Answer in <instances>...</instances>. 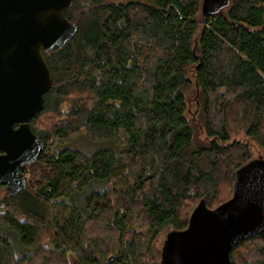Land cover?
Wrapping results in <instances>:
<instances>
[{
    "label": "trees",
    "instance_id": "trees-1",
    "mask_svg": "<svg viewBox=\"0 0 264 264\" xmlns=\"http://www.w3.org/2000/svg\"><path fill=\"white\" fill-rule=\"evenodd\" d=\"M201 6L73 0L78 31L44 51L53 83L30 122L44 150L26 189L0 185V264H163L157 237L177 243L200 202L228 200L237 170L264 160V0ZM81 136L108 145L87 153ZM231 264H264V232Z\"/></svg>",
    "mask_w": 264,
    "mask_h": 264
},
{
    "label": "water",
    "instance_id": "water-1",
    "mask_svg": "<svg viewBox=\"0 0 264 264\" xmlns=\"http://www.w3.org/2000/svg\"><path fill=\"white\" fill-rule=\"evenodd\" d=\"M73 0H0V185L16 196L28 187L24 167L44 150L30 122L44 107L53 74L44 51L78 31L66 15ZM230 0H202L203 18ZM264 232V160L237 170L233 195L215 208L200 202L187 228L175 233L181 264H231L242 241ZM113 258L110 259L112 261Z\"/></svg>",
    "mask_w": 264,
    "mask_h": 264
},
{
    "label": "rangeland",
    "instance_id": "rangeland-1",
    "mask_svg": "<svg viewBox=\"0 0 264 264\" xmlns=\"http://www.w3.org/2000/svg\"><path fill=\"white\" fill-rule=\"evenodd\" d=\"M195 99L192 98L189 101V106H190V116L192 117V121H193V125H194V129H195V137H196V141L199 144H205L206 142H208V139L206 137V134L203 130L204 126H203V114L201 111L197 110V105L195 103ZM72 145L76 148H80L81 150L90 153L92 151H94L96 148L100 147V146H105L108 144H98L95 142H92L90 140H88V138L81 136L79 137L74 143H72ZM27 177H29V174L27 175ZM167 238V232H162L156 239L155 241V246H156V254L157 257L159 259V261L161 259L164 260V258L161 256L162 254V249L164 246V242ZM171 256L175 259V264H181L180 260H179V255L177 252L171 254ZM166 264H168V261L166 262Z\"/></svg>",
    "mask_w": 264,
    "mask_h": 264
},
{
    "label": "flooded vegetation",
    "instance_id": "flooded-vegetation-1",
    "mask_svg": "<svg viewBox=\"0 0 264 264\" xmlns=\"http://www.w3.org/2000/svg\"><path fill=\"white\" fill-rule=\"evenodd\" d=\"M0 153H1V151H0ZM172 241V239H170V238H166V240H165V244H164V246H163V251H162V257L164 258V260H163V264H166V262L168 261V264H175L174 262H175V259L174 258H169L168 256L170 255L169 254V252H168V256L166 255V252H165V247L166 246H168V245H171V253L173 252V251H175V249H176V247H175V244L174 243H172L171 242ZM165 258H166V261H165Z\"/></svg>",
    "mask_w": 264,
    "mask_h": 264
},
{
    "label": "bare ground",
    "instance_id": "bare-ground-1",
    "mask_svg": "<svg viewBox=\"0 0 264 264\" xmlns=\"http://www.w3.org/2000/svg\"><path fill=\"white\" fill-rule=\"evenodd\" d=\"M163 261V260H162Z\"/></svg>",
    "mask_w": 264,
    "mask_h": 264
}]
</instances>
